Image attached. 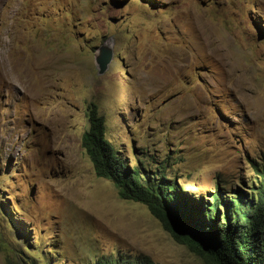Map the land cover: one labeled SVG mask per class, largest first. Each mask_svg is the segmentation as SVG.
<instances>
[{
    "label": "rangeland",
    "instance_id": "obj_1",
    "mask_svg": "<svg viewBox=\"0 0 264 264\" xmlns=\"http://www.w3.org/2000/svg\"><path fill=\"white\" fill-rule=\"evenodd\" d=\"M90 103L126 164L195 201L217 183L248 191L264 163V0H0V264H204L95 176Z\"/></svg>",
    "mask_w": 264,
    "mask_h": 264
},
{
    "label": "trees",
    "instance_id": "obj_2",
    "mask_svg": "<svg viewBox=\"0 0 264 264\" xmlns=\"http://www.w3.org/2000/svg\"><path fill=\"white\" fill-rule=\"evenodd\" d=\"M87 120L81 147L95 176L110 181L121 200L144 205L177 244L204 264H264V163L255 168L248 191L229 193L217 183L209 201H195L163 174L150 175L126 164L105 139V118L94 103L87 106ZM95 264L154 263L148 258L118 256L102 257Z\"/></svg>",
    "mask_w": 264,
    "mask_h": 264
},
{
    "label": "water",
    "instance_id": "obj_3",
    "mask_svg": "<svg viewBox=\"0 0 264 264\" xmlns=\"http://www.w3.org/2000/svg\"><path fill=\"white\" fill-rule=\"evenodd\" d=\"M113 53L109 45H103L98 49V55L95 58V66L98 75H103L112 61Z\"/></svg>",
    "mask_w": 264,
    "mask_h": 264
}]
</instances>
